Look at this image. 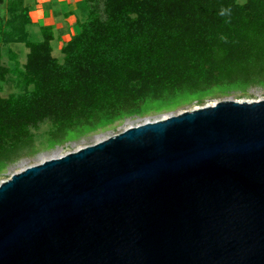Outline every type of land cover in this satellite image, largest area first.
Masks as SVG:
<instances>
[{
    "label": "water",
    "instance_id": "95a60500",
    "mask_svg": "<svg viewBox=\"0 0 264 264\" xmlns=\"http://www.w3.org/2000/svg\"><path fill=\"white\" fill-rule=\"evenodd\" d=\"M0 264H264V100L131 127L0 184Z\"/></svg>",
    "mask_w": 264,
    "mask_h": 264
},
{
    "label": "trees",
    "instance_id": "16d2710c",
    "mask_svg": "<svg viewBox=\"0 0 264 264\" xmlns=\"http://www.w3.org/2000/svg\"><path fill=\"white\" fill-rule=\"evenodd\" d=\"M7 3L13 18L5 17ZM85 3L87 19L61 62L52 28L34 40L24 0H0V49L25 44L24 81L32 87L0 96V180L40 152L35 131L46 123L52 128L43 145L51 150L126 119L264 87V0ZM8 73L0 62V80Z\"/></svg>",
    "mask_w": 264,
    "mask_h": 264
},
{
    "label": "rangeland",
    "instance_id": "374dc122",
    "mask_svg": "<svg viewBox=\"0 0 264 264\" xmlns=\"http://www.w3.org/2000/svg\"><path fill=\"white\" fill-rule=\"evenodd\" d=\"M9 3H7L4 7L5 17L13 18V11L11 9ZM10 12V14H9ZM18 13H16V16ZM41 29L39 31L35 30L33 37L34 40H40L41 38ZM55 40V39H54ZM66 40L62 41H54L52 42L54 52L53 55L63 62V47L68 43L65 42ZM66 43V44H63ZM10 48V52H9ZM3 59L1 65L4 67L9 68V73L6 75L4 80H0V96L3 98H9L11 96H20L27 94L32 90V87H29L25 84L24 81V71L25 65L27 62V55L29 50L26 48L25 44H11L8 47L1 46ZM223 100H235L239 102H253V101H262L264 100V87L262 86H254L248 90L246 94L240 92H232L229 95H220L217 94L213 97L206 99L203 106H199L196 102L193 104L181 107L173 112H162L158 114H151L144 118L141 117H134L130 119H126L121 123H117L115 126L108 128L106 130H101L95 133H92L86 137H83L77 141L68 142L63 146H57L51 150L46 149V137L47 133L51 130V125L46 123L41 126L38 131H35L36 135V145L40 148V152L33 157L24 158L20 160L18 163L11 165L8 170L3 174V177L0 180V184L4 181L10 179L14 174L19 173L29 167L39 165L44 163L45 161L60 158L66 156L69 153H73L79 151L82 148L92 146L97 144L101 141H104L112 136H115L123 131L131 128L142 125L147 122H155L162 119L167 118L171 115H178L185 111H192L198 108L206 107V106H213Z\"/></svg>",
    "mask_w": 264,
    "mask_h": 264
},
{
    "label": "crops",
    "instance_id": "0c3cea01",
    "mask_svg": "<svg viewBox=\"0 0 264 264\" xmlns=\"http://www.w3.org/2000/svg\"><path fill=\"white\" fill-rule=\"evenodd\" d=\"M85 2L86 0H24V9L29 19L28 30L35 36V30L51 27L54 41L63 39L67 43L80 32L79 24L87 19L88 8Z\"/></svg>",
    "mask_w": 264,
    "mask_h": 264
}]
</instances>
